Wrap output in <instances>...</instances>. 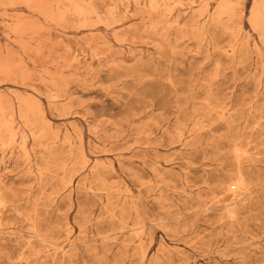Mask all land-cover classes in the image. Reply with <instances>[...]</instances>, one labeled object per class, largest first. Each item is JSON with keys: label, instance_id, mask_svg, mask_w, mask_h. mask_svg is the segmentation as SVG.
Listing matches in <instances>:
<instances>
[{"label": "rangeland", "instance_id": "obj_1", "mask_svg": "<svg viewBox=\"0 0 264 264\" xmlns=\"http://www.w3.org/2000/svg\"><path fill=\"white\" fill-rule=\"evenodd\" d=\"M262 5L0 0V264H264Z\"/></svg>", "mask_w": 264, "mask_h": 264}, {"label": "bare ground", "instance_id": "obj_2", "mask_svg": "<svg viewBox=\"0 0 264 264\" xmlns=\"http://www.w3.org/2000/svg\"><path fill=\"white\" fill-rule=\"evenodd\" d=\"M262 6H264V5H262ZM258 7V6H257ZM262 9H264V8H262ZM256 11H257V8H256ZM262 12H264V11H262ZM254 13V12H253ZM252 13V14H253ZM258 13V12H257ZM256 13V14H257ZM218 15V14H217ZM253 17V16H252ZM254 19H257V21H259V22H261L262 24H264V14H261V15H259L257 18L255 17ZM256 21V20H255ZM260 25V24H259ZM262 26H264V25H262ZM260 27V26H259ZM260 29V28H259ZM262 31H264V30H262ZM260 32V31H259ZM235 42V41H234ZM232 52V51H231ZM236 112V111H235ZM240 180V179H239Z\"/></svg>", "mask_w": 264, "mask_h": 264}]
</instances>
